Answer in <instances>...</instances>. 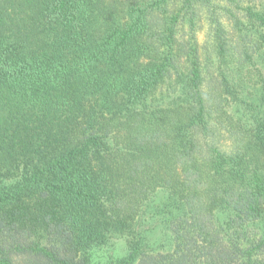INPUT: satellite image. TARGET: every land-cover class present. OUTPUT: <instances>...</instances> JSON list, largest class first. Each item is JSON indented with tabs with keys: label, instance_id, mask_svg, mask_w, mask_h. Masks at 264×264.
<instances>
[{
	"label": "trees",
	"instance_id": "16d2710c",
	"mask_svg": "<svg viewBox=\"0 0 264 264\" xmlns=\"http://www.w3.org/2000/svg\"><path fill=\"white\" fill-rule=\"evenodd\" d=\"M0 264H264V0H0Z\"/></svg>",
	"mask_w": 264,
	"mask_h": 264
}]
</instances>
